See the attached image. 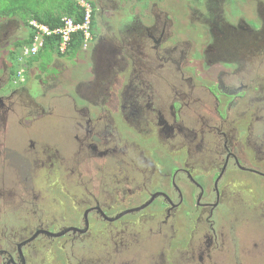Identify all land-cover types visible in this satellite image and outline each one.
<instances>
[{
    "label": "flooded vegetation",
    "instance_id": "1",
    "mask_svg": "<svg viewBox=\"0 0 264 264\" xmlns=\"http://www.w3.org/2000/svg\"><path fill=\"white\" fill-rule=\"evenodd\" d=\"M191 1L198 3L192 12L196 28L209 31L201 38L172 35L171 20L158 5H149L150 13L143 16L120 15L116 0H90L92 41L83 48L88 51V65L72 85L71 76L64 73L67 59L54 55L44 64L54 68L41 66L34 89L29 69L11 87L13 68L9 63L8 69L2 60L0 46V103L4 106L0 114V264H41L37 257L47 249L39 243L46 235L59 234L72 239L64 245L67 264H98L85 256L91 248L82 246L90 233V217L103 225L99 237L104 248L99 250L110 254L111 242L118 251L125 250L120 258H112L115 264H251L258 256L264 259V8L256 11L261 25L254 28L243 20L229 23L228 6L214 10L215 15L211 0ZM157 9L164 14H155ZM144 26L147 36L139 34ZM229 28L235 45L226 34ZM2 34V38H16L12 39L16 43L25 40H17L25 38L20 25ZM178 40L182 46L175 45ZM168 47H174L176 69L163 62ZM230 49L246 59H229ZM146 59L148 75L136 80L150 97L140 111L128 113L124 104L132 93L136 95L131 90L132 67L137 62L149 65ZM94 74L97 81L81 91L90 105L80 110L85 101L75 95L74 86L80 80L90 81ZM65 82L69 91L56 90ZM54 95L66 96L86 122L70 136L56 130L59 122L51 123L45 116L41 123L38 120L39 100L51 106ZM174 103L180 107L178 113ZM185 108L194 115L193 125L189 124L203 125L202 130L194 132L186 126L180 113ZM29 114H36V119L24 118ZM89 121L97 124L89 128ZM9 158H16L17 165L5 166ZM89 163L114 189L123 185L127 175L140 172L153 176L155 185L163 179L164 163L171 166L162 189H143L145 184L134 179L141 187L139 201L127 195L104 207L100 189L82 190L88 201L77 220L79 228L66 231L67 221L53 224L52 230L39 220L23 224L20 210L29 204V197L18 187L35 165L43 166L47 182L58 178L64 184L66 170L76 174ZM250 184L262 186V193H255ZM21 194L26 198L23 207H7ZM47 200L54 205L51 196ZM117 203L119 209L114 207ZM124 216L133 220H121Z\"/></svg>",
    "mask_w": 264,
    "mask_h": 264
},
{
    "label": "rangeland",
    "instance_id": "2",
    "mask_svg": "<svg viewBox=\"0 0 264 264\" xmlns=\"http://www.w3.org/2000/svg\"><path fill=\"white\" fill-rule=\"evenodd\" d=\"M60 2L61 0H39V4L36 6V9L41 14L49 10H52V12L56 13L60 8ZM81 2L82 0H78V3ZM85 2L90 5L89 1L85 0ZM211 2H213V14L215 15H217L218 12L215 13L214 10L225 9L227 6L229 7L231 14L229 19L227 18L229 23H236L239 20H243L246 24H249L254 28H257L261 25L260 18L257 16L256 11L258 7L264 8V0H228V2L211 0L209 2V5ZM149 5H158L160 8L164 9L167 12V16L171 20V23L169 24V31L172 33V35H176V32L179 33L180 36H186L188 38L195 39V35H197L198 38H201L202 33H209V31L201 32L198 28H196L197 20L194 19L192 12L194 11L195 7L198 6V3H195L191 0H116V13L123 15L124 13L136 12L140 16H143L145 14L150 13ZM19 8L22 11V15L19 13ZM26 11L28 10L24 7V0H0V27L9 25V27L7 28L0 29V41L2 40L0 46H2L1 51H3V55H5L2 60H4L5 63L6 60L8 63H10L8 57L13 56L15 50L14 48H12V46H14L16 42L12 41L6 36L2 38V32L4 30H7V32L11 31L13 29H16L20 25L23 31L25 32L26 37L28 31L26 26L23 24V22L28 19V17L25 18V15L23 14V12ZM155 14L158 15L164 13L163 11L157 9V12H155ZM184 17H186V19L183 21ZM139 34L142 36H147L148 28L146 26L142 27L139 30ZM226 34L231 38V42L233 43V45H235L237 41L235 39L234 32L229 28L226 30ZM171 39H174V36H172ZM178 41L179 42L175 43V45L182 46L181 44L183 42H180V40ZM173 49L174 47L167 48L166 57L163 58V62L167 66L176 69L177 58L173 53ZM244 49L248 48L245 47ZM190 55L191 52L189 51L188 57ZM53 56L54 55L49 51H44L43 56H41V60L31 66V69L30 71H28V74L30 75L29 80H31L33 89L35 88V83L33 81L37 79V76L39 75L37 71L41 68L42 65L45 64V62L50 60ZM63 57L67 59L66 64L68 66V69L64 73H67L71 76L70 85H72L75 80L82 78L83 74L86 73V67L88 65L89 58L88 51L86 49H82L76 52H72L69 55H65ZM217 57H220V55H217ZM227 57L232 60H235L237 58L244 60L246 59L239 57V52H235L234 50L232 51L231 49L229 50V54L227 55ZM148 64L149 65L144 62H137L135 63V66L132 67V77L134 79V83L131 90L132 92H135L136 95L134 96L132 93L131 98L128 99L124 104V108L128 113L135 114L140 111L142 106L148 101L150 97V94H148L147 97L143 94V90L142 88H140V84L136 80V78L139 79L143 76L148 75L150 63L148 62ZM44 66H46V68L49 70H52L54 68L51 64ZM153 66L157 67V64H154ZM20 68L24 67L21 66ZM48 77V75H44V79H47ZM97 78L98 74H94L90 81L80 80L79 82L83 81L87 83H94L97 81ZM14 79H16V72L13 71V75L9 83L11 87L16 86L13 83ZM207 84L212 87L211 83ZM56 90L69 91L68 82L59 84L56 87ZM82 90L80 89L78 92H76L74 86L75 95L80 98L81 101H85L84 104L79 105L80 110L85 109L87 108V106L90 105V102L83 98L81 94ZM193 90L198 91L195 87L193 88ZM70 96L74 99V96ZM60 97H56L54 95L50 97V101L54 100V102L61 103L66 106V109L63 112L55 111L50 115V117H58L60 119V122L59 120H57V122L60 123V129L58 131L65 132L70 136L73 131H76V129L83 127L86 122L83 120L82 115L74 110L70 101L66 99V96ZM39 101L41 105H38L41 109L38 120H40L41 123L45 116V119L51 122L46 116V112L51 103L46 106L45 101ZM174 105L178 113L180 107L178 108V104L176 103H174ZM181 109H183V105ZM181 112L184 116L186 126L192 127V118H194V115L187 108H185L183 111L181 110L180 113ZM36 117V114H29L24 118L36 119ZM179 120V115H177V121ZM96 124L97 123L93 121L88 122L89 128L95 126ZM203 128L204 126L201 125L197 128H193L192 131L197 132V130L200 131ZM16 158L9 159L11 166L17 165V162L14 161V159ZM164 165L165 168L162 170L163 179L162 181L160 180L161 182H157L155 185H153V182L155 181V179H152L153 176H151L149 173L140 172L139 174L135 175H127L123 185L117 189H114L113 185L108 179H103L95 173V171H97V167L93 166L92 163H89V165H87L85 168H82L81 171H78L76 174H71L70 168L66 170V172L62 176L65 179L63 180L64 184H61L58 178L53 181L47 182V177L45 175V170L43 166L37 164L31 169L30 174H27L24 179H22V181L19 180L20 185L18 187V192H27L26 196L29 197V204L25 207L21 205L22 200L26 199L25 196L21 194L20 198H18L17 200V197H13L12 200L7 203V207H9L10 209H14L15 207H23V209L20 210V216H23V224L26 226L31 225L35 220H39L47 224V228L52 230L55 227V225L53 224L67 221V223L75 225L71 226L69 224H65V227H68L66 231H70L72 230V227L79 228V224L77 225V220L80 216L81 211L84 208L83 205L88 201L86 198V194L81 193L82 190L87 192V189L91 188L100 189L102 195L105 197V199L102 200L104 207H106L111 200H123L124 197H126L127 195H132L133 202L139 201L141 196H139L138 192L141 190V187L136 185L134 179L138 178L142 183L145 184L142 186L143 189H151L152 191L162 189L164 188V181L166 180V171L168 170L167 167L171 166V164L164 163ZM54 170H56V166H54ZM8 172L11 171L8 170ZM20 172H23V169ZM8 176L10 178H18L17 174H9ZM250 185L255 193H262V186H260L259 184ZM63 186H65L68 191L63 190ZM102 189L104 191H102ZM114 190H116V193H113ZM41 193L45 194V199L39 198V195ZM50 196L54 205H52L50 201L47 200V197ZM119 206L120 203L114 205L116 209H119ZM129 218L133 220V217L130 216H124L121 220ZM91 221H93V219L90 217V223L87 228L90 229V233L87 238L83 240L82 244V246L87 247L88 249L91 248L89 252H85L86 258L95 259L97 262H99L98 264H115L113 263L112 258H120V256L125 250H123L122 252L118 251L119 248L116 247L113 242H111L110 244V254L105 253L103 250H99L100 248H104V246L101 245V242L104 241H102L99 237V232L102 230L103 225L101 221H93V223H91ZM183 221H185V218H183ZM187 222L189 223L190 220L187 219ZM128 232L133 233L132 227H129ZM176 239L177 236L175 237L174 242L176 241ZM70 241H72V239L67 234H59L58 236L53 237L46 235V237H44L42 242H40L39 244L44 248L46 247L47 250H45L44 253L40 254L37 259H42L41 264H67L65 262L64 245L66 243H69ZM74 241L77 242L76 239H74ZM251 264H264V259H261V256H258V258L253 259Z\"/></svg>",
    "mask_w": 264,
    "mask_h": 264
},
{
    "label": "trees",
    "instance_id": "3",
    "mask_svg": "<svg viewBox=\"0 0 264 264\" xmlns=\"http://www.w3.org/2000/svg\"><path fill=\"white\" fill-rule=\"evenodd\" d=\"M89 1L90 0H86ZM39 4V0H24V7L28 10L26 12H23L25 15V18L28 17L30 18H36L39 21L44 22L47 24L50 28H53L61 23L60 18L62 16H67L71 17L74 19L76 22H81L83 20L84 12L83 9L80 7L79 4H77V0H61L59 3V10L55 13L52 12V10L46 11L45 13L41 14L39 11L36 9V6ZM91 4V2H90ZM19 13L22 15V11L20 8L18 9ZM17 15V14H15ZM27 19V20H28ZM27 20H25L27 22ZM93 22V20H92ZM74 38L71 41V47L70 50L68 51V54L72 52H76L77 49L81 48L82 41H83V35L81 32L73 36ZM30 38H27L26 41H20L17 42L12 48H14V53L13 56L8 57V60L11 63V67L14 68V72H16L17 75L20 74L19 68L21 66L27 67L31 65L34 61L38 60L39 58L41 59V56H43L44 51H49L50 53H54L55 50V44L53 40H49L42 51H39L37 54L32 55L31 53H28L26 56L22 54V50L24 45L29 44ZM23 43V44H21ZM57 53V52H55ZM58 54V53H57ZM60 55V54H59ZM12 71V72H13ZM27 73H25L26 76ZM26 90V89H25ZM24 90V91H25ZM51 118V123H57V120L53 117Z\"/></svg>",
    "mask_w": 264,
    "mask_h": 264
},
{
    "label": "clouds",
    "instance_id": "4",
    "mask_svg": "<svg viewBox=\"0 0 264 264\" xmlns=\"http://www.w3.org/2000/svg\"><path fill=\"white\" fill-rule=\"evenodd\" d=\"M85 1V0H84ZM77 4H79L80 5V3H78V0H77ZM80 7L83 9V7L80 5ZM90 8H91V4H90ZM83 12H84V9H83ZM91 13H92V9H91V12H90V22H89V36H84V33L81 31V30H78V29H76V30H71V29H66V31H67V34L65 35L66 36V38H67V40H65V42H64V38H63V35H52V36H46L45 38H44V42H43V44L41 45V46H39L36 50H32L31 49V47H32V45H33V31L31 30V28L29 27V25H28V21L30 20V19H36V18H30V19H28L27 20V22L25 21V24H26V28H27V31H28V33H27V36L25 37V38H21V39H17V40H23V39H25V40H23V41H26L27 42V38L29 37L30 38V42H29V44H27V45H24L23 46V50H22V54L24 55V56H26L28 53H31L32 55H35V54H37L39 51H42V49L44 48V46H45V44L49 41V40H53V42H54V44H55V52H57V53H52L53 55H59V56H65V55H69L68 54V51L70 50V47H71V41H72V39L74 38L73 36L74 35H76V34H78L79 32H81L82 33V35H83V41H82V45H81V48L80 49H77L76 51H79V50H82L84 47H86L88 44H90L91 43V41H92V35H91ZM64 17H67V16H62L61 18H60V21H61V23L59 24V25H57V26H55V27H60V26H62L63 25V21H62V19L64 18ZM69 18H71V17H69ZM72 19V18H71ZM37 21H39L38 19H36ZM73 20V22L75 23V25H77V24H79L80 22H76L74 19H72ZM83 21V20H82ZM81 21V22H82ZM39 22H41V23H43V24H45L44 22H42V21H39ZM45 25H47V24H45ZM48 26V25H47ZM49 27V26H48ZM55 27H53V28H55ZM50 28V27H49ZM53 28H50V29H53ZM11 40L12 39H16V38H10ZM64 42V49L63 50H60V46H61V44ZM41 59L39 58L38 60H36V61H34L33 63H31V65H29L28 66V68L27 67H24V68H20L19 69V72H20V74L19 75H17L16 74V79H14L13 80V82L14 83H16V82H20V81H22L23 80V77H25V73H27V71H28V69H29V71H30V69H31V66L34 64V63H36V62H38V61H40ZM69 60V59H68ZM6 63H7V66H8V69H10V66H9V63L7 62V60H6ZM12 75H13V72H12ZM2 88H4V87H2Z\"/></svg>",
    "mask_w": 264,
    "mask_h": 264
},
{
    "label": "built area",
    "instance_id": "5",
    "mask_svg": "<svg viewBox=\"0 0 264 264\" xmlns=\"http://www.w3.org/2000/svg\"><path fill=\"white\" fill-rule=\"evenodd\" d=\"M80 5L84 9V16H83V21L77 25H75V23L73 22L71 18L64 17L62 19L63 21L62 26L50 29L47 25L37 21L36 19H30L28 21V25L33 31V45L31 49L36 50L39 46H41L46 36H52V35H58V34L63 35L64 42H65V40H67L65 36L67 34L66 29H71V30L78 29L84 33V36L86 37L89 36V22H90L91 8H90V5L84 0H82ZM64 42L61 44L60 50L64 49Z\"/></svg>",
    "mask_w": 264,
    "mask_h": 264
},
{
    "label": "water",
    "instance_id": "6",
    "mask_svg": "<svg viewBox=\"0 0 264 264\" xmlns=\"http://www.w3.org/2000/svg\"><path fill=\"white\" fill-rule=\"evenodd\" d=\"M87 84H93V83H90V82H78L76 85H75V91L76 92H78L80 89L82 90L84 87H85V85H87ZM60 98H63V97H60ZM4 109V106L0 103V114H1V111ZM49 110V112L48 113H46V116L48 117V119L51 121V118H50V115L53 113V112H55V111H58V112H63L64 111V109L63 108H61V103H57V102H55L53 105H51L50 106V108L48 109ZM53 118H55L56 120H59V122H60V119L58 118V117H53ZM60 129V127H56V130L58 131ZM15 152V151H14ZM9 159H11V158H9ZM4 165L5 166H8V165H10V162H9V160L7 161V162H5L4 163Z\"/></svg>",
    "mask_w": 264,
    "mask_h": 264
}]
</instances>
